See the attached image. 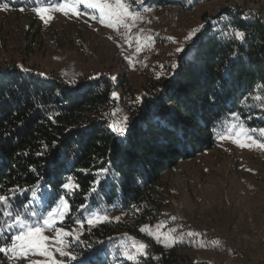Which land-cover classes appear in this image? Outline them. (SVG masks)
<instances>
[{
  "label": "trees",
  "instance_id": "obj_1",
  "mask_svg": "<svg viewBox=\"0 0 264 264\" xmlns=\"http://www.w3.org/2000/svg\"><path fill=\"white\" fill-rule=\"evenodd\" d=\"M65 1L0 4L19 10ZM173 2L186 4L143 0L150 6ZM213 20L198 35L196 47H187L175 75L153 83L148 95L133 104L136 115L124 137L109 127L108 111L116 102L112 93L125 85L123 76L69 83L20 67L0 68V195L16 191L13 213L18 210L36 223L64 197L70 206L65 225L85 223L94 213L121 212L130 218L85 224L82 239L71 243V253L79 259L68 257L65 264H80L84 258L86 264H179L175 249L156 247L157 257L131 260L108 243L123 232L143 236L141 227L156 219L162 206L164 173L212 150L221 136L230 134L232 123L254 130L249 132L264 142L259 131L264 129V100L255 99L264 97V20L233 6L222 7ZM236 30L245 33L243 41L235 38ZM53 156L63 160L57 175L47 165ZM102 168L109 172L101 175ZM69 177L73 187L66 190L61 185ZM98 178L100 184H95ZM39 184L51 194L41 203L31 197ZM6 219L0 215V225ZM13 234L15 230L0 235V245L10 244Z\"/></svg>",
  "mask_w": 264,
  "mask_h": 264
},
{
  "label": "rangeland",
  "instance_id": "obj_2",
  "mask_svg": "<svg viewBox=\"0 0 264 264\" xmlns=\"http://www.w3.org/2000/svg\"><path fill=\"white\" fill-rule=\"evenodd\" d=\"M183 1L186 4L131 3V8L139 11L143 19L129 20L128 23L135 25L130 32L124 28L118 32L101 25L98 19L91 18L90 10L82 4L76 5L79 16L56 10L74 0L40 6L49 9L45 17L47 22L40 18L35 8L0 9V68L20 67L69 83L105 74L116 77L115 80L123 76L125 85L115 91L116 102L108 111L111 124L119 125L127 117L128 127L130 118L136 115L133 104L148 95L153 83L175 75L179 67L173 69L172 65H179L187 47L195 43L208 24L216 22L213 17L222 7L252 11L264 20V0ZM48 16L51 19H47ZM198 28L200 30L187 39ZM138 32L142 38L139 44ZM121 33L131 38L130 44ZM145 37L151 40L143 39ZM137 47L142 50L137 52ZM247 135L252 136L250 132ZM235 139V135L231 139L220 138L212 150L182 162L175 170L166 171L158 216L141 227L147 226L148 231H142L141 237L123 232L108 244L121 251L125 258L133 257L131 260L148 254L157 257L155 248L161 247L165 251L175 249L182 258L179 264H264V149L254 145L240 147ZM37 187L38 195L44 192L42 185ZM42 201L37 200L38 203ZM65 217L56 216L54 227L42 232L53 238L45 242L47 250L64 264L68 257L60 256L55 248L64 247L71 253V243L82 239L85 224L93 227L105 220L130 219L121 212L94 213L85 223L65 225ZM90 219L94 223L89 224ZM57 229L72 233L64 238L63 245L55 243ZM170 229L175 232L170 233ZM188 232L198 235L188 236ZM165 234L175 241L170 247L155 238L159 236L163 241ZM134 244L146 245L143 253L137 251ZM3 257L0 264H51L52 258L35 250L28 251L25 258L13 257L11 253Z\"/></svg>",
  "mask_w": 264,
  "mask_h": 264
},
{
  "label": "snow or ice",
  "instance_id": "obj_3",
  "mask_svg": "<svg viewBox=\"0 0 264 264\" xmlns=\"http://www.w3.org/2000/svg\"><path fill=\"white\" fill-rule=\"evenodd\" d=\"M143 0H128V2H125V0H74V3H64L56 8L57 11L64 12L67 14L69 11L73 14L79 16L80 11L78 10L77 6L78 4L84 5V7L88 10H90L91 18L92 19H98L99 23L105 27L111 28L113 30H116L119 32L120 28L127 29L128 32L131 31L132 27H134V23H128L129 20L135 22L137 19H143L139 11L133 10L131 8V3H142ZM9 4L8 3H2L0 4V9H8ZM23 10V9H21ZM151 9H145V11H150ZM34 11L40 16L42 20L45 19L47 12L49 11L46 7H36ZM89 14V13H86ZM47 19H51V16H48ZM203 26L201 25L200 28ZM200 29H194L192 33L187 37V39H191L192 36L195 35L197 31ZM143 31L142 29L140 30ZM121 35H124L125 42L131 43V38L127 36L126 33H121ZM235 38L243 41L245 39V33L243 31L236 30L234 32ZM111 39V37H109ZM141 37L139 33H137L136 40L139 44L141 41ZM143 39L151 40V37H145ZM193 47H196L195 43H193ZM141 47H137L136 51H141ZM178 51H184L183 49H178ZM127 59L131 60L130 57H126ZM178 64H173L172 68L176 69L178 68ZM27 71V70H25ZM40 75H44L41 73ZM116 77H112V80L115 81ZM113 98L117 96V93H112ZM257 100H264V97H255ZM233 117H236V114H233ZM127 117H124V120L121 124L116 125L111 124L109 127L112 129L114 133H116L117 136L124 137L126 133L128 132L127 127ZM238 129V131H235ZM229 135L227 137L221 136V139L224 138H233V135L236 136V139L234 140L235 143H237L240 147H252L253 145L256 147H259L261 149H264V142L257 141L255 138H253L250 135H247L249 131L254 130H246L243 128L242 125L232 123L229 128ZM262 134H264V129L259 130ZM240 136H243L244 139H240ZM246 141H251V143H247ZM38 155H44V153H38ZM48 168L52 175H57L61 168L63 167V160L60 157L53 156L51 159L47 162ZM100 174H106L109 172V169L102 168L99 170ZM95 184H100V179L94 181ZM62 188L68 190L73 187L72 185V178H68V182H65L61 185ZM75 187H79V185H75ZM95 190V189H93ZM39 187L32 190V198L34 200H45L50 198V193L42 192L40 195H38ZM20 194H23L21 192ZM17 195L15 190H10V195H0V207L4 209L3 212H0V215L6 216L7 219L5 220L3 225H0V235H4L5 233L13 232L15 230V234L11 235L9 237L11 243H4L0 245V253L3 254H9L11 253L13 257L19 256L20 258H25L27 256L28 251H38L40 255H45L52 257L51 258V264H64L63 261L57 260L52 256V253L47 250V246L45 244L46 241H49L53 239L52 237H48L42 234L43 230L45 228H53L55 224V217L59 216L61 219L66 215L67 210H69V204L67 200L64 197L60 198V204L55 212H48L47 217H41L40 220H38L36 223H30L28 222V218L23 216L18 210L13 213L12 211V204L11 201L13 198H15ZM31 203V201H29ZM23 207H27V205H23ZM32 215L35 216V211L32 212ZM175 219V217H173ZM89 224L94 223V220L90 219L88 220ZM159 227V226H157ZM141 231H148V227L145 226L140 229ZM175 232V229H170V233ZM149 235H152L151 232L148 233ZM188 236H194L198 235V233L188 232ZM72 236L71 232L64 231L62 229L56 230V237H55V243L57 245H63L64 244V238ZM158 242H162L165 247H170L172 243H174V240H171L169 234H165L164 240L161 241L159 236L155 237ZM79 237H76V240H78ZM171 241V242H170ZM69 242V246H70ZM134 248L137 249V251L143 253V250L146 248V245L140 244V245H133ZM55 251L60 254L62 257H70L72 260H78L79 257L76 255H73L72 253L65 251L64 247H56ZM129 258H133L129 256ZM87 258H84V260H81L80 264H86Z\"/></svg>",
  "mask_w": 264,
  "mask_h": 264
},
{
  "label": "crops",
  "instance_id": "obj_4",
  "mask_svg": "<svg viewBox=\"0 0 264 264\" xmlns=\"http://www.w3.org/2000/svg\"><path fill=\"white\" fill-rule=\"evenodd\" d=\"M139 33V32H138Z\"/></svg>",
  "mask_w": 264,
  "mask_h": 264
}]
</instances>
